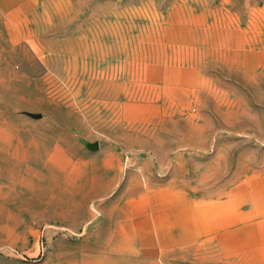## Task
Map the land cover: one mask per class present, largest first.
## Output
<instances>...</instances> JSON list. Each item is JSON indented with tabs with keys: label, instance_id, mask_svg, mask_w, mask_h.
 <instances>
[{
	"label": "rangeland",
	"instance_id": "obj_1",
	"mask_svg": "<svg viewBox=\"0 0 264 264\" xmlns=\"http://www.w3.org/2000/svg\"><path fill=\"white\" fill-rule=\"evenodd\" d=\"M37 1L0 9V264L130 212L136 264H264V0Z\"/></svg>",
	"mask_w": 264,
	"mask_h": 264
},
{
	"label": "crops",
	"instance_id": "obj_2",
	"mask_svg": "<svg viewBox=\"0 0 264 264\" xmlns=\"http://www.w3.org/2000/svg\"><path fill=\"white\" fill-rule=\"evenodd\" d=\"M41 1L37 0H0V9L7 10V15L15 19H22V10L41 7ZM136 214L130 212L124 217H117L113 225L106 227L99 248L103 252L91 255L92 264H122L123 252L129 250L130 257L134 256L135 264L139 258V247L142 249H153L155 247V226L152 224L138 225ZM146 245H143V241ZM141 244V246H140Z\"/></svg>",
	"mask_w": 264,
	"mask_h": 264
},
{
	"label": "water",
	"instance_id": "obj_3",
	"mask_svg": "<svg viewBox=\"0 0 264 264\" xmlns=\"http://www.w3.org/2000/svg\"><path fill=\"white\" fill-rule=\"evenodd\" d=\"M34 118H36V117H38L37 115H32ZM93 147V149H95L96 148V145H93L92 146Z\"/></svg>",
	"mask_w": 264,
	"mask_h": 264
}]
</instances>
